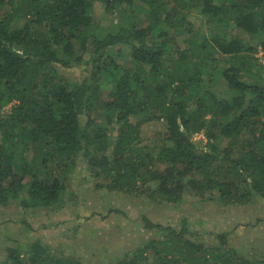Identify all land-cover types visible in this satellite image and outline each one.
<instances>
[{
    "label": "trees",
    "instance_id": "trees-1",
    "mask_svg": "<svg viewBox=\"0 0 264 264\" xmlns=\"http://www.w3.org/2000/svg\"><path fill=\"white\" fill-rule=\"evenodd\" d=\"M100 7L119 13L113 27L99 28ZM140 10L142 26L133 20ZM193 11L222 31L200 44L188 37ZM0 13V110L12 104L0 111V208L16 202L27 216L69 203L74 216L52 225L69 223L70 237L94 230L90 220L100 214H81L71 180L83 160L107 179V191L154 202L180 203L187 183L200 196L216 191L224 206L264 202V65L253 74L247 58L257 48L226 30L231 23L239 34H260L264 50V0H0ZM121 46L132 64L119 61ZM206 62L227 93L210 89L214 78L205 82ZM76 66V81L62 76ZM100 107L118 125L111 157L108 127L95 126ZM160 122L154 138L144 137L145 124ZM202 129L205 144L192 140ZM140 216L146 238L118 264H264V254L230 244L234 230ZM32 228L26 220L0 227V243H8L1 264H85L77 253L54 255L58 244L27 241Z\"/></svg>",
    "mask_w": 264,
    "mask_h": 264
},
{
    "label": "rangeland",
    "instance_id": "rangeland-1",
    "mask_svg": "<svg viewBox=\"0 0 264 264\" xmlns=\"http://www.w3.org/2000/svg\"><path fill=\"white\" fill-rule=\"evenodd\" d=\"M101 9L100 7L101 25L99 28L105 30V28L113 27L120 19L119 13H105ZM144 13L143 10H140L136 14V20L133 17V20L139 23V26H142L145 22ZM29 18V16L24 17V21ZM189 19L192 23L193 32L187 35L190 38L193 36V40H197L199 44L205 37L208 41L211 39V30L222 31L223 29L221 24H207V21L194 11L190 14ZM229 24L226 29L227 32L233 31L235 35H241L248 46L257 48V51L251 52V56L247 58L249 63H252V71L255 74L260 65H264V50L261 46L263 36L260 34H243V32L239 34L240 31L236 30L231 23ZM187 35L180 38L183 47L186 46V40L184 39H186ZM121 47L123 53L119 61L126 65L132 64L128 54L129 47ZM202 57L203 54L201 53L195 58L197 65L202 61ZM203 65H206L205 72L202 75L205 82L207 81L206 83L208 84L209 78H214L210 89L215 90L219 94L227 93V83L222 77H218L219 74L217 75V72L211 71L214 62L211 64L206 62ZM76 67L74 69L61 68L60 72L64 78L76 81L81 72L80 68ZM191 69L194 71L195 67H191ZM262 72H264V69H262ZM245 77L249 78L248 75ZM102 79L104 80L105 77ZM11 105L9 104L0 110L1 114L8 112ZM94 119L95 126L99 124L108 127L110 148L107 153L111 157L112 147L117 141L118 125L114 121H108L104 109L101 107L96 110ZM162 126V122L159 124L147 123L143 126L142 133L146 138L150 136L154 138V133L160 130ZM192 140L196 143L205 144L207 139L204 135V130L202 129L198 133L193 134ZM26 154L30 156L31 152L27 151ZM187 179L188 177L185 176L184 181L187 182ZM71 180L79 193V197H81L79 201L82 210L81 214L99 213L101 215H95L90 220L94 230L90 228L77 229L75 237H70L68 232L71 227L67 226L69 223L57 227L52 225V223L56 224L71 217L69 203H62L60 208L52 211L48 210V213L42 209L26 216L19 211L17 203L12 202L0 208V227H5V223L16 227L19 222L26 220L33 227V230L28 233L29 239L27 241L33 242L36 239H41L48 244H58L59 248L52 250L54 255L67 257L74 256L77 253L83 257L85 264H118L124 255L146 238L147 232L142 229L140 219V215L146 212L154 222L167 223L177 217H187L192 222L193 227L200 231L221 233L234 230L230 241L232 246L239 248L244 254H264V202L259 200H254L243 206H224L219 204L216 191L206 192L204 196H200L195 194L187 183L180 203L166 202L165 200L154 202L144 196L136 197L123 192L107 191L106 188L102 187V184L106 183L107 179L94 177L91 172V166L86 160L81 161L74 169ZM149 184L152 187H156V181L149 182ZM112 209L116 211L111 212ZM259 218L263 220L257 226L245 224L254 222ZM16 230L15 238L26 240L21 238L20 234H18L21 232L18 229ZM7 244L0 243V264L6 261L4 246ZM72 244H75L74 248H71ZM26 246L28 247L29 245L26 244Z\"/></svg>",
    "mask_w": 264,
    "mask_h": 264
}]
</instances>
